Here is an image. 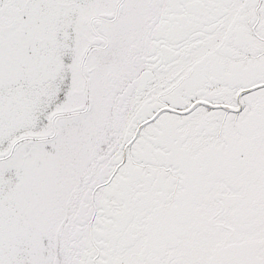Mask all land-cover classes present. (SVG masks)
I'll return each instance as SVG.
<instances>
[{
  "label": "snow or ice",
  "instance_id": "snow-or-ice-1",
  "mask_svg": "<svg viewBox=\"0 0 264 264\" xmlns=\"http://www.w3.org/2000/svg\"><path fill=\"white\" fill-rule=\"evenodd\" d=\"M0 264H264V0H0Z\"/></svg>",
  "mask_w": 264,
  "mask_h": 264
}]
</instances>
